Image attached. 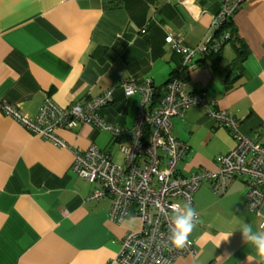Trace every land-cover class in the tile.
<instances>
[{"label":"crops","instance_id":"obj_1","mask_svg":"<svg viewBox=\"0 0 264 264\" xmlns=\"http://www.w3.org/2000/svg\"><path fill=\"white\" fill-rule=\"evenodd\" d=\"M221 6L222 0H0V105L33 119L45 99L67 109L112 89V101L99 115L130 128L140 96L126 97L122 80L149 81L163 95L180 62L165 38L191 48L219 39L211 24ZM231 22L245 59L233 65L236 52L228 43L215 68L200 62L201 55L180 78L188 92L205 91L215 108L233 115L239 135L263 141L264 3L244 1ZM172 125L173 135L189 147L177 164L181 176L214 171L218 157L236 145L198 106ZM55 133L67 148L31 134L0 109V264H118L120 240L133 230L135 216L111 223L110 200H88L95 186L72 172V150L94 145L121 165L120 147L131 139L115 140L86 124ZM245 192L241 176L220 195L201 184L192 204L198 220L188 236L195 256L174 264H264L242 234L245 224L264 232L260 216L247 209Z\"/></svg>","mask_w":264,"mask_h":264},{"label":"built area","instance_id":"obj_2","mask_svg":"<svg viewBox=\"0 0 264 264\" xmlns=\"http://www.w3.org/2000/svg\"><path fill=\"white\" fill-rule=\"evenodd\" d=\"M244 1L251 0H222L211 27L218 31ZM257 1L264 3V0ZM228 37L224 32L217 40L191 48L167 36L165 42L180 56V62L163 95L155 100V90L149 81L143 85L136 84L133 79L121 82L126 97L140 96L135 122L130 128L108 124L99 115L100 109L112 101V89L67 109L45 99L33 119L22 115L11 105H0L5 115L31 134L59 148H67L68 145L55 131L73 129L78 124L106 131L115 140L123 135L130 137L131 143L120 147L123 155L121 165L113 163L108 153L94 145L83 151L72 150V172L95 186L88 200L109 199L108 219L111 223L120 224L132 213L141 223L139 232H127L120 240L118 264H174L180 257L193 259L195 251L189 237L184 247L176 249L171 245L170 236L175 218L186 212L185 204L192 207L193 194L203 182L209 183L214 193L220 195L233 179L244 177L247 209L259 215L260 226H264V216L260 214L264 205V140L239 135L238 121L233 115L215 108L205 91L188 92L186 82L180 78L185 70L195 67L196 57L216 52ZM196 106L203 108L219 127L227 129L235 138L236 145L218 157L214 171L205 170L186 177L178 173L177 164L186 157L189 147L173 135L172 119L182 118L187 109ZM177 200H181L183 206L173 211L172 206L178 203ZM197 220L196 213L193 223Z\"/></svg>","mask_w":264,"mask_h":264},{"label":"clouds","instance_id":"obj_3","mask_svg":"<svg viewBox=\"0 0 264 264\" xmlns=\"http://www.w3.org/2000/svg\"><path fill=\"white\" fill-rule=\"evenodd\" d=\"M180 203H176L173 207V211L179 209ZM187 209L186 212L175 218L174 228L172 235L170 236L171 245L176 248H182L187 242L189 234L195 227L193 223V217L196 215V210L187 204L184 205ZM243 236L251 242L260 256H264V232L253 233L252 226L250 224L243 225Z\"/></svg>","mask_w":264,"mask_h":264},{"label":"trees","instance_id":"obj_4","mask_svg":"<svg viewBox=\"0 0 264 264\" xmlns=\"http://www.w3.org/2000/svg\"><path fill=\"white\" fill-rule=\"evenodd\" d=\"M228 33L229 37L228 39L222 44L220 49H218L216 52H208L204 54L202 60L200 62L208 61L213 68H215L218 64H220V56H221V49L225 44H231L236 52V59L234 60L233 65L240 64L245 57L247 56V51L245 49V46L242 44V41L239 39V37L236 34L235 29L232 26L231 18L225 21V23L222 25V27L216 31L215 35H221L223 33ZM238 46V47H237ZM199 60H197L198 62ZM169 81V80H168ZM162 96V95H161ZM160 96H157L156 93L154 94V99L157 100Z\"/></svg>","mask_w":264,"mask_h":264},{"label":"rangeland","instance_id":"obj_5","mask_svg":"<svg viewBox=\"0 0 264 264\" xmlns=\"http://www.w3.org/2000/svg\"><path fill=\"white\" fill-rule=\"evenodd\" d=\"M116 156H115V162H118L120 163V158H121V155L119 153H115ZM132 229L131 232H139L141 230V223L139 222V219L137 217L134 218V223L132 225Z\"/></svg>","mask_w":264,"mask_h":264},{"label":"water","instance_id":"obj_6","mask_svg":"<svg viewBox=\"0 0 264 264\" xmlns=\"http://www.w3.org/2000/svg\"><path fill=\"white\" fill-rule=\"evenodd\" d=\"M231 75V71H227L225 78ZM237 78V73H233V80Z\"/></svg>","mask_w":264,"mask_h":264}]
</instances>
